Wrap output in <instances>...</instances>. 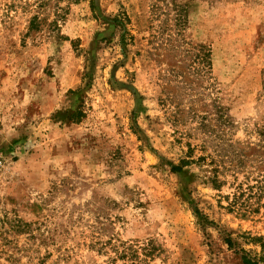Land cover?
I'll return each mask as SVG.
<instances>
[{"label":"rangeland","instance_id":"374dc122","mask_svg":"<svg viewBox=\"0 0 264 264\" xmlns=\"http://www.w3.org/2000/svg\"><path fill=\"white\" fill-rule=\"evenodd\" d=\"M34 3L0 0V264H264V0Z\"/></svg>","mask_w":264,"mask_h":264},{"label":"trees","instance_id":"16d2710c","mask_svg":"<svg viewBox=\"0 0 264 264\" xmlns=\"http://www.w3.org/2000/svg\"><path fill=\"white\" fill-rule=\"evenodd\" d=\"M48 2H49V0H35V3H34V4L37 5L38 8H39V7L41 8V7L45 6V5H47ZM40 22H41V21L39 20L38 16H35V17L33 18V20H32V25H31L32 28L36 29L37 27H39ZM208 54H209V53H206V54L203 55V57L201 58V60H202L203 62H205V60H206V62H209V57H210V56H208ZM182 163H187V162H182ZM177 171H180V168H178ZM227 243H228L229 246H231V242H230V240H227ZM242 260H243L244 264H252L251 260L248 258L247 255L242 256Z\"/></svg>","mask_w":264,"mask_h":264}]
</instances>
